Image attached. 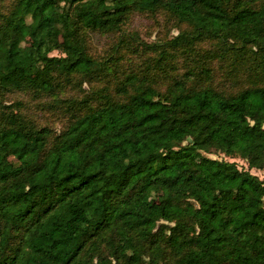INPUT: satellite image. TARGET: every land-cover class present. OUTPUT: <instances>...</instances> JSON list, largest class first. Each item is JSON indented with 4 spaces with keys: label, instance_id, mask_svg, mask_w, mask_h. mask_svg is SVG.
Here are the masks:
<instances>
[{
    "label": "trees",
    "instance_id": "16d2710c",
    "mask_svg": "<svg viewBox=\"0 0 264 264\" xmlns=\"http://www.w3.org/2000/svg\"><path fill=\"white\" fill-rule=\"evenodd\" d=\"M158 10L184 26L169 50L212 41L210 59L234 58V76L246 66L249 86L175 79L161 93L129 78L126 101L76 111L59 133L3 103L96 72L81 30ZM213 148L248 170L204 155ZM250 169H264V0H15L4 16L0 264H264V179Z\"/></svg>",
    "mask_w": 264,
    "mask_h": 264
},
{
    "label": "rangeland",
    "instance_id": "374dc122",
    "mask_svg": "<svg viewBox=\"0 0 264 264\" xmlns=\"http://www.w3.org/2000/svg\"><path fill=\"white\" fill-rule=\"evenodd\" d=\"M15 0H0V24ZM259 3H256V5ZM184 26L168 13L132 11L119 30L100 32L81 30L80 37L87 54L102 63L92 75L62 74L58 77V91L54 95L33 94L30 91L7 92L3 103L11 105L35 126H48L55 133L64 130L76 111L85 112L96 107L107 97L126 101L133 94L132 86L142 82L164 93L175 79H186L190 87L210 86L218 91L234 93L249 86L246 66L240 72L234 68V58L210 59L215 43L204 42L198 53L173 52L164 45L177 36ZM51 55L62 56L60 50ZM220 55V54H219ZM208 70V72H206ZM129 78H135L130 85ZM251 80V76H250ZM69 101V106H67ZM212 159L235 162L239 169L248 170L240 157H228L223 149L204 153ZM250 173L264 179V169H250Z\"/></svg>",
    "mask_w": 264,
    "mask_h": 264
}]
</instances>
